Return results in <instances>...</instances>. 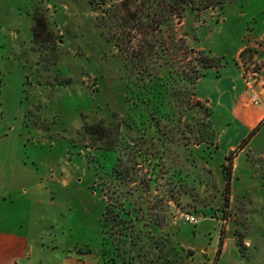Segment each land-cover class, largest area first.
<instances>
[{"label": "rangeland", "instance_id": "374dc122", "mask_svg": "<svg viewBox=\"0 0 264 264\" xmlns=\"http://www.w3.org/2000/svg\"><path fill=\"white\" fill-rule=\"evenodd\" d=\"M125 1L0 0L3 230L30 233L38 244L27 264H93L99 245L100 258L109 175L120 156L136 174L126 185L125 209L141 236L137 264H264L263 127L253 143L227 152L219 133L231 117L222 109L212 116L217 147L186 149L148 126L128 130L131 158L82 136L86 124L113 125L135 114L126 99L123 54L108 41L110 29L119 32L109 15ZM149 1L153 9L142 12L140 2L128 5L139 16L172 9L167 0ZM189 1L157 34L184 39L220 59L223 69L241 75L246 69L251 100L260 105L264 0ZM243 46L255 51L241 58ZM204 113L192 111L183 123L194 128L208 119Z\"/></svg>", "mask_w": 264, "mask_h": 264}, {"label": "trees", "instance_id": "16d2710c", "mask_svg": "<svg viewBox=\"0 0 264 264\" xmlns=\"http://www.w3.org/2000/svg\"><path fill=\"white\" fill-rule=\"evenodd\" d=\"M188 1L167 0L168 7L173 9L168 11L169 14L161 16L153 12L139 16L132 12L128 4L140 2L139 10L142 12V9H153L152 3L149 0H126L120 4L118 11L114 10L109 15L110 21L116 23L119 32L110 29L108 41L114 43L123 54L124 66L128 72L126 99L133 104L135 114L123 118L122 123L119 121L113 125L105 122L84 125L82 136L95 144L102 143L99 149L117 153L122 151L123 156L131 158L132 137L127 131H146L147 126L161 134L160 140L178 144L182 148L187 149L193 143L200 147H217L212 142L216 137L212 121L214 112L198 100L197 85L211 70L221 67V60L205 51L190 48L184 39L177 43L171 36L170 40L165 41L157 34L164 23L178 17L176 11L188 6ZM99 21V27L107 25L104 18ZM137 37L140 38L136 44L134 39ZM253 51L255 50L251 48L246 49L241 53V58ZM190 55L194 57L192 60H188ZM201 109L208 118L200 124L202 126L198 124L193 128L183 123L190 112ZM122 124L127 128L126 132L122 130ZM228 160L231 161V158ZM128 164V161L119 156L109 175L107 204L101 221L100 250V259L106 263H138L139 258L143 257V248L136 250L141 243L140 233L135 231L131 212L125 209V202L130 201L131 194L126 185L135 181L136 176L134 169ZM225 176L230 183L231 168L225 171ZM155 244L159 245L157 241ZM159 247L160 245L156 248Z\"/></svg>", "mask_w": 264, "mask_h": 264}, {"label": "crops", "instance_id": "0c3cea01", "mask_svg": "<svg viewBox=\"0 0 264 264\" xmlns=\"http://www.w3.org/2000/svg\"><path fill=\"white\" fill-rule=\"evenodd\" d=\"M260 46L264 49L263 37L260 40ZM246 49L248 48L243 46L238 49L237 54L240 55ZM211 71L197 85L198 100L212 109L214 115L220 109L228 113L231 121L226 123L225 128L221 129L219 133L220 148L226 152L231 150L239 151V149L241 151V146L253 143L259 132L264 128V71L259 76L261 82L258 84V93L261 104L258 106L253 104V100L250 97L251 83L248 84L245 81V78L250 79V76L246 75V69L244 70V75L239 74L236 69L231 67H227V69L220 67L216 70L219 71L218 73H211ZM203 99L206 101L204 102ZM3 222L4 220L0 216V264H18L21 262L25 264L30 261L38 244L32 240L30 233L23 235L18 231L3 230ZM99 247L94 252L93 259L96 261L93 264H124L121 262L106 263L101 261L98 257ZM97 259L99 260L98 262ZM82 261L87 263L88 258H83Z\"/></svg>", "mask_w": 264, "mask_h": 264}, {"label": "built area", "instance_id": "2783aa9c", "mask_svg": "<svg viewBox=\"0 0 264 264\" xmlns=\"http://www.w3.org/2000/svg\"><path fill=\"white\" fill-rule=\"evenodd\" d=\"M191 222H196L195 218H189Z\"/></svg>", "mask_w": 264, "mask_h": 264}]
</instances>
